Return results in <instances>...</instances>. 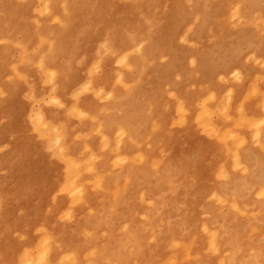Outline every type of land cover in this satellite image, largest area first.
I'll list each match as a JSON object with an SVG mask.
<instances>
[{
	"label": "rangeland",
	"instance_id": "rangeland-1",
	"mask_svg": "<svg viewBox=\"0 0 264 264\" xmlns=\"http://www.w3.org/2000/svg\"><path fill=\"white\" fill-rule=\"evenodd\" d=\"M231 5L0 0V264L264 263V67L220 52L264 11ZM31 80L33 123L80 108L59 132L17 126Z\"/></svg>",
	"mask_w": 264,
	"mask_h": 264
},
{
	"label": "bare ground",
	"instance_id": "bare-ground-1",
	"mask_svg": "<svg viewBox=\"0 0 264 264\" xmlns=\"http://www.w3.org/2000/svg\"><path fill=\"white\" fill-rule=\"evenodd\" d=\"M218 1V0H217ZM239 2V6H235L234 8L232 5L227 8V16L231 20H237L238 16L243 13V16L246 17L247 21L252 22V19H254V14L251 13V11L256 12L257 15H262L264 11V0H237ZM215 11H218V7L215 5L214 7ZM238 33V37H234L231 42H225L223 46L220 47L221 52V59L223 62L227 64V67L232 69V72L239 71L241 73H245L247 78L251 80L252 74L250 70V65L252 64H262L264 67V29L262 31L254 32V30H250L248 32L247 29L242 27L240 30L236 31ZM250 50V51H249ZM249 51V52H248ZM248 52V53H247ZM248 61V64H247ZM41 67H34L35 73L38 77L44 76L47 73V70H44L45 66L40 65ZM226 67V65H225ZM224 67V68H225ZM46 69V68H45ZM226 75L230 74L229 70L225 71ZM54 72L50 71L49 75L53 76ZM217 73L214 71L212 73V76H216ZM220 75V74H219ZM38 79V78H37ZM32 82L34 80H31ZM48 80H35L33 84L34 88L41 89L42 96H40L39 93L33 92V94L30 97H23V95H19L16 97V103L18 106L16 108L18 109L16 113V124L24 134L30 135L31 132H36V125L37 128L39 127L41 123V127L44 128L46 126L50 130L56 129L57 132H59L58 126L60 128L61 120L63 118H66L69 121V117L71 115H75L76 113L80 112V108L78 106H74V104H70L69 101H67V93L63 96V110H59L60 112L58 114V117L54 118V115L52 116V120L47 121L45 112H42L39 114L38 117H35V122L33 123L30 119V114L33 108L30 106V100L29 98H36L37 100L44 98V88L43 84L44 82H47ZM68 90V89H67ZM39 91V90H38ZM19 92L17 89L13 91L14 93ZM23 106H26L22 109ZM42 106L45 107V103H42ZM19 110H21L19 112ZM199 118V117H198ZM200 119V118H199ZM68 122H65V124H68ZM197 116L193 117L192 124H197ZM44 126H43V125ZM53 125V126H52ZM258 126L259 123H256ZM123 132V131H121ZM257 132H260V129H257ZM263 133V132H262ZM43 146V143L40 144ZM71 162V161H70ZM66 163L69 164V161ZM74 164L75 162L72 160L71 162ZM68 164H63L62 173H60L58 176H61L60 181V187L62 191H66L67 189L71 188L72 186L75 188V190H78L82 192L81 190V183L77 184L76 180L70 177L71 170L73 168H70V171L68 170ZM71 167V166H70ZM46 258V256H45ZM245 259L242 255H239V257L235 258L234 264H244ZM264 264L263 262H261ZM225 264V263H223Z\"/></svg>",
	"mask_w": 264,
	"mask_h": 264
}]
</instances>
